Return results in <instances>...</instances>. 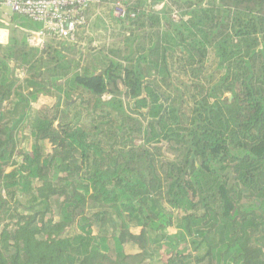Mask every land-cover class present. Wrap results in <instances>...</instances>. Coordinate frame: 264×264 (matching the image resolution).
I'll return each instance as SVG.
<instances>
[{
    "label": "trees",
    "instance_id": "obj_1",
    "mask_svg": "<svg viewBox=\"0 0 264 264\" xmlns=\"http://www.w3.org/2000/svg\"><path fill=\"white\" fill-rule=\"evenodd\" d=\"M126 2L0 43V264H264V0Z\"/></svg>",
    "mask_w": 264,
    "mask_h": 264
},
{
    "label": "built area",
    "instance_id": "obj_2",
    "mask_svg": "<svg viewBox=\"0 0 264 264\" xmlns=\"http://www.w3.org/2000/svg\"><path fill=\"white\" fill-rule=\"evenodd\" d=\"M103 0H0L10 5L14 12L40 23L41 27L30 34V44L43 47L47 38L76 41L81 29H88L91 22L90 11ZM112 12L117 19L127 22L138 16L139 11L129 9L126 0H114ZM8 23V22H6ZM9 39L7 29L0 28V43Z\"/></svg>",
    "mask_w": 264,
    "mask_h": 264
},
{
    "label": "rangeland",
    "instance_id": "obj_3",
    "mask_svg": "<svg viewBox=\"0 0 264 264\" xmlns=\"http://www.w3.org/2000/svg\"><path fill=\"white\" fill-rule=\"evenodd\" d=\"M110 0H108L107 2H109ZM114 0L111 1L110 7L108 6L106 8V10L102 9L100 6H95L94 9L91 10L90 12V16H91V22H90V26L88 27V29H86L88 35L85 34H81L79 37V41L80 43H82V45H85L88 43L89 38L87 36L92 37L93 41L92 44L99 46V45H109L110 43L114 42L115 39H117V36L115 37V35H117L118 33V25L115 23L114 20H116L117 18L113 15V10H112V2ZM163 3L157 5V9H160L162 7ZM110 8V9H109ZM1 10L6 12L7 14H9L10 18L7 22H9V29H12L19 26L21 27L24 31H27L29 33H34L35 30H30L28 28H26L25 26L21 25V21L24 23H28V24H39L35 21H33L32 19L22 16L15 13L13 8L10 5H3L1 7ZM108 10L112 12V16L109 17V14H105L106 12H108ZM176 18H178V14L175 13L174 14ZM15 16V17H14ZM17 17V18H16ZM14 20H11V19ZM101 18V19H100ZM90 34V35H89ZM47 38L46 41H48ZM23 73V72H22ZM23 76V75H22ZM120 87L123 89L124 86L120 83ZM229 95V94H228ZM171 154L173 155V152H171ZM170 231H175L174 228H171ZM144 264H148V262L144 263ZM158 264V263H155Z\"/></svg>",
    "mask_w": 264,
    "mask_h": 264
},
{
    "label": "crops",
    "instance_id": "obj_4",
    "mask_svg": "<svg viewBox=\"0 0 264 264\" xmlns=\"http://www.w3.org/2000/svg\"><path fill=\"white\" fill-rule=\"evenodd\" d=\"M9 18H10L9 14H7L6 12L0 10V28H3V29L5 28V29H7L8 32H9V36H10V29H9V27L6 28V27L2 24V23H6V22L9 20ZM8 23H9V22H8Z\"/></svg>",
    "mask_w": 264,
    "mask_h": 264
},
{
    "label": "water",
    "instance_id": "obj_5",
    "mask_svg": "<svg viewBox=\"0 0 264 264\" xmlns=\"http://www.w3.org/2000/svg\"><path fill=\"white\" fill-rule=\"evenodd\" d=\"M230 99H232V94H229Z\"/></svg>",
    "mask_w": 264,
    "mask_h": 264
}]
</instances>
